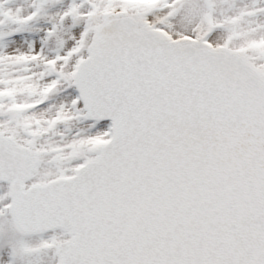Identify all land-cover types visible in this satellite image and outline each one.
I'll return each instance as SVG.
<instances>
[{
	"label": "snow or ice",
	"instance_id": "6c2138e0",
	"mask_svg": "<svg viewBox=\"0 0 264 264\" xmlns=\"http://www.w3.org/2000/svg\"><path fill=\"white\" fill-rule=\"evenodd\" d=\"M0 264H264V0H0Z\"/></svg>",
	"mask_w": 264,
	"mask_h": 264
}]
</instances>
